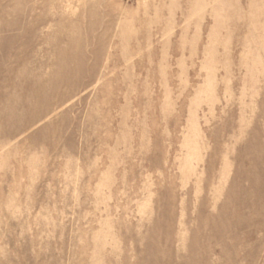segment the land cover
I'll list each match as a JSON object with an SVG mask.
<instances>
[{
  "label": "rangeland",
  "instance_id": "obj_1",
  "mask_svg": "<svg viewBox=\"0 0 264 264\" xmlns=\"http://www.w3.org/2000/svg\"><path fill=\"white\" fill-rule=\"evenodd\" d=\"M0 264H264V0H0Z\"/></svg>",
  "mask_w": 264,
  "mask_h": 264
}]
</instances>
